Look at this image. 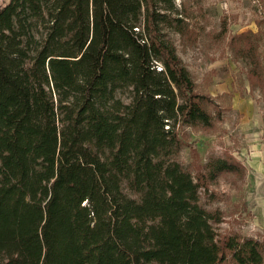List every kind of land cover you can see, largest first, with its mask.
I'll return each mask as SVG.
<instances>
[{"label":"trees","instance_id":"trees-1","mask_svg":"<svg viewBox=\"0 0 264 264\" xmlns=\"http://www.w3.org/2000/svg\"><path fill=\"white\" fill-rule=\"evenodd\" d=\"M174 0L0 3V264H264V237L220 230L174 159L210 98L168 37ZM264 19L229 39L264 90ZM207 180L242 165L207 161Z\"/></svg>","mask_w":264,"mask_h":264},{"label":"rangeland","instance_id":"rangeland-1","mask_svg":"<svg viewBox=\"0 0 264 264\" xmlns=\"http://www.w3.org/2000/svg\"><path fill=\"white\" fill-rule=\"evenodd\" d=\"M6 0H0V3ZM181 32L168 37L190 71L195 91L210 98L209 127L176 125L182 145L174 156L199 182L200 201L219 209V229L264 237V90H251L246 67L229 46L232 35L256 30L264 0H174ZM264 53V37L260 41ZM230 156L242 173L226 171L207 180V161Z\"/></svg>","mask_w":264,"mask_h":264}]
</instances>
